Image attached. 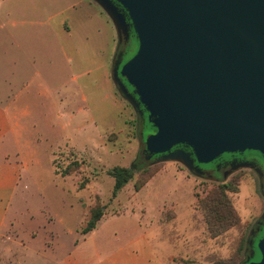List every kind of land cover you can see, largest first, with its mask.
I'll return each instance as SVG.
<instances>
[{
    "label": "rangeland",
    "instance_id": "374dc122",
    "mask_svg": "<svg viewBox=\"0 0 264 264\" xmlns=\"http://www.w3.org/2000/svg\"><path fill=\"white\" fill-rule=\"evenodd\" d=\"M115 35L118 54L121 39L116 31ZM79 75L73 69L66 72V114L72 112L78 116L79 109L86 107L91 111L93 121L84 119L83 115L67 120L65 131L50 140L55 143L52 147L39 142V161L22 173L19 191L12 204L10 218L15 221L0 239V264H25L29 236L37 237L29 245L31 251L39 249V254L28 257L27 264H47L43 259L51 256L49 250L55 241L54 256L58 261L70 252H77V257L86 259L88 263L96 254V247H100L99 255L103 257L137 237L138 233L131 228L136 225V219L147 228L159 226L161 232L156 239H151L150 246L156 256L165 261L172 251L165 239L159 240L161 236L176 247L174 261L177 264H217L234 258L239 238L254 231L255 223L264 210L258 179L246 173L244 178L234 180L238 184V193L230 198L243 227L214 239L207 234L195 203L213 188V184L230 180L221 174H217V180L212 182L191 175L179 162H159L152 165L156 169L155 175L137 193L133 188L138 177L135 176L113 197L114 180L107 175L108 170L125 167L139 171L144 168L143 144L137 134L140 135V131L131 126V122L139 121L138 114L142 115V112L139 107L137 110L132 108L113 85L120 110V119H116L110 103L103 100V89L90 88L89 78L84 75L74 81L73 78ZM84 97L88 99L87 103L82 101ZM91 98L98 111L106 114L107 118L95 113ZM51 151H54L53 165ZM73 163L79 164L78 168L67 175L62 174ZM95 206L103 208L102 218L124 214L102 221L98 231L84 240L75 237L74 233H67L78 231L82 236L81 230ZM131 210L135 214H130ZM256 236L257 233L253 238ZM74 238L79 240L77 251L72 249ZM249 246H253L250 241Z\"/></svg>",
    "mask_w": 264,
    "mask_h": 264
},
{
    "label": "water",
    "instance_id": "95a60500",
    "mask_svg": "<svg viewBox=\"0 0 264 264\" xmlns=\"http://www.w3.org/2000/svg\"><path fill=\"white\" fill-rule=\"evenodd\" d=\"M118 37L128 24L134 55L112 81L132 108L142 107L155 132L142 156L155 163L257 152L264 161V0H93ZM128 87L132 90L129 92ZM256 248L264 264V237Z\"/></svg>",
    "mask_w": 264,
    "mask_h": 264
},
{
    "label": "crops",
    "instance_id": "0c3cea01",
    "mask_svg": "<svg viewBox=\"0 0 264 264\" xmlns=\"http://www.w3.org/2000/svg\"><path fill=\"white\" fill-rule=\"evenodd\" d=\"M115 31L117 33L111 18L93 0H0V239L15 221L10 218L12 204L19 191L22 173L39 161V142L52 147L55 143L50 140L65 131L67 120L83 115L84 119L93 121L91 111L86 107L79 109L78 116L72 112L66 114L67 70L80 73L73 78L74 81L84 75L89 78L90 88H102L103 100L110 103L112 115L116 113V119H120L112 81L118 45ZM82 101L87 103L88 99L84 97ZM90 104L95 113L107 118L95 107L94 99L91 98ZM94 128L97 129L95 125ZM53 162L54 155L52 165ZM122 214L101 217L86 235L80 236L78 231L67 233H74L75 237L84 240L98 231L102 221ZM130 214H135L134 210ZM131 228L138 236L110 255L100 257V247H96V254L88 263L77 257V252H70L58 261L54 256L55 241L49 250L51 256L44 258L43 262L177 264L174 261L176 247L166 237L159 238L160 241L165 239L172 251L166 261L156 256L150 246L151 239H156L161 232L159 226L147 228L136 219V225ZM52 234L55 240L53 231ZM36 238L29 236L25 264L28 257L39 254V249L31 251L29 245ZM76 239L72 249L77 251L79 240Z\"/></svg>",
    "mask_w": 264,
    "mask_h": 264
},
{
    "label": "trees",
    "instance_id": "16d2710c",
    "mask_svg": "<svg viewBox=\"0 0 264 264\" xmlns=\"http://www.w3.org/2000/svg\"><path fill=\"white\" fill-rule=\"evenodd\" d=\"M127 21V19H126ZM137 50V40L131 42L127 49H122L120 51V56L118 59L124 63L129 60ZM118 51V52H119ZM129 88V87H128ZM130 90V89H129ZM137 110V108H135ZM139 111L142 115L138 114V120L131 122V126L140 131L138 136H140L143 144V140L151 133L155 132V129L147 122L146 112L143 111L140 106ZM146 130H150L148 133ZM143 148V147H142ZM141 148V151H142ZM143 157V156H142ZM155 158V157H154ZM153 158V159H154ZM144 161L145 158L143 157ZM153 159L150 161L152 162ZM79 164L73 163L67 170L62 172V174L67 175L70 172L76 170ZM72 169V170H71ZM155 168L150 165V162L145 161L144 168L136 171L125 167H114L107 171V175L114 180L113 186V197L129 182H132L135 176H138L133 188L137 193L141 188H143L147 182L155 175ZM238 193V184L234 180H229L224 183L213 184V188L207 192V194L198 198L195 203V208L199 211L202 216L203 223L205 225V230L210 238L214 239L220 237L232 229L242 228L240 217L238 216L235 208L233 207L231 201V195ZM103 216V208L100 206H95L90 210V215L86 221L85 227L81 230V235H86L91 232ZM264 236L263 230H259L257 233L258 239L252 238L250 233L248 236H241L238 240L234 258L227 261H219L217 264H249L250 262L259 261L260 255L256 248L257 241ZM256 241H255V240ZM249 241L253 243V246H249Z\"/></svg>",
    "mask_w": 264,
    "mask_h": 264
},
{
    "label": "flooded vegetation",
    "instance_id": "af4514ba",
    "mask_svg": "<svg viewBox=\"0 0 264 264\" xmlns=\"http://www.w3.org/2000/svg\"><path fill=\"white\" fill-rule=\"evenodd\" d=\"M126 22L128 24L127 32L125 35L121 36L119 50L127 49L135 38V35L128 22V19ZM119 54H121L120 51L117 54V58H116L117 60L115 64L119 61L118 59ZM124 63L121 61L119 68ZM131 91L132 90L130 89L129 92L131 93ZM175 150H182L185 153L189 154L193 163L191 170L190 171L188 170V172L191 175L198 177L200 179L214 182L215 180H217L216 179L217 174H221V177H224L226 179L229 178L230 180L244 178L246 173L254 175L258 179L259 193L264 201V161L257 152H254L255 154L249 153L253 151H245L243 153L223 154L213 162L207 165H201L196 163L194 157L191 155L190 150L188 148L183 146H177L172 149V151ZM158 157L159 156H155V158L154 157L153 158L156 160ZM263 229H264V210L259 220L256 221L255 223L254 231L250 232V236L253 238L255 233H258L259 230H263Z\"/></svg>",
    "mask_w": 264,
    "mask_h": 264
}]
</instances>
